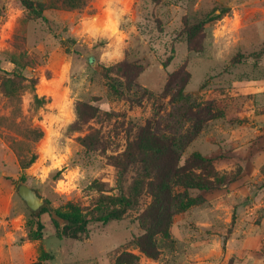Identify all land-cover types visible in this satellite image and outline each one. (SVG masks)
Listing matches in <instances>:
<instances>
[{
    "label": "rangeland",
    "instance_id": "374dc122",
    "mask_svg": "<svg viewBox=\"0 0 264 264\" xmlns=\"http://www.w3.org/2000/svg\"><path fill=\"white\" fill-rule=\"evenodd\" d=\"M0 10V81L13 70L2 60L13 46L33 61L23 74L36 80L33 89L24 82L26 89L12 101L0 93V264H27L40 249L51 256L44 264H117L120 254L133 256L132 264L141 259L155 264L160 257L156 264H228L230 258L233 264H264V140L259 138L264 130V0H86L78 10L44 11L50 30L24 17L16 0H0ZM184 19L189 24L206 20L203 52L197 56L186 48ZM62 27L74 37L72 46L58 36ZM215 38L222 39L221 46L211 41ZM124 60L140 68L128 89L117 68L107 70ZM181 65L190 73L187 86L181 95L176 88L163 92L167 74ZM78 102L99 112L81 130H72ZM209 104L216 108L209 115L220 117L211 123L222 121L215 130H228L229 147L217 139H198L181 162L192 151L204 155L221 149L219 155L233 164L229 171L217 168L218 174H233L237 168L242 174L234 185L189 189L204 203L173 217V244L161 248L157 259L131 243L140 234L136 219L151 200L139 164L130 165L120 183L129 196L131 183L142 182L134 206L121 220L90 222L81 240L57 238L50 214L31 212L16 193L23 177L50 210L72 201L89 219L101 195L121 191L113 159L125 150L135 127L184 136L192 130V115L206 116L200 109ZM29 130L42 136L29 146L36 160L20 170L10 143L24 140ZM92 131L98 132L100 145L87 151L78 138ZM93 181L104 183L105 191H96ZM31 214L43 224L46 238L18 243Z\"/></svg>",
    "mask_w": 264,
    "mask_h": 264
},
{
    "label": "trees",
    "instance_id": "16d2710c",
    "mask_svg": "<svg viewBox=\"0 0 264 264\" xmlns=\"http://www.w3.org/2000/svg\"><path fill=\"white\" fill-rule=\"evenodd\" d=\"M86 0H16V5L21 9L23 14L29 20H39L45 23L50 30L51 26L44 17L43 12L46 10H78L85 6ZM0 10V15H1ZM217 19V16L211 20ZM187 19L183 20V35L184 42L188 52L196 55L203 52L204 35L203 27L206 23L204 19H197L193 23H188ZM58 36L61 37L63 44L72 46L75 42L74 37L67 32L66 27H62L58 31ZM2 57V54H1ZM4 61L13 65V70L5 73L0 81V93L9 101L18 97L24 91L27 85L24 82L30 83V88L33 89L36 84L34 78H26L23 72L34 65L23 49L13 46L9 52H4ZM1 61V60H0ZM116 69V73L121 74L125 78V88L128 89L134 81L137 74L140 73V68L127 63L125 60L116 64V66L108 68ZM190 79V73L186 71V67L181 65L174 72L167 74V79L164 85L163 92H168L170 88H176L177 94L181 95L182 90L187 86ZM29 85V84H28ZM120 86V84H118ZM114 86H112L113 88ZM37 103L41 100L35 98ZM217 107V106H216ZM206 108H201L203 113L202 118L198 114H193L194 123L192 130L180 137L172 135H159L152 133L150 130L138 126L135 127L133 137L127 140L125 150L119 158L113 159V165L119 174L118 185L120 192L117 196L101 195L92 205V211L89 213L88 219L81 207L72 201H67L61 210L55 209V213L63 222L58 225L56 221L51 219L57 238L67 237L75 240H81L82 234L86 233V226L90 222L106 224L111 220H121L124 212L131 209L136 201L141 189L142 182L134 180L130 186V195L124 196L120 186L121 177L126 172L127 168L132 164H139L145 176L148 178L147 190L151 196L150 203L143 210L142 214L136 219L137 227L140 234L131 238V243L139 249L146 257L157 259L160 255L161 248L171 247L173 240L170 235V227L173 217L189 207L204 203L201 195L190 196L189 189L206 192L210 189H217L224 185L233 183L238 179L242 171L237 168L233 174L229 172H221L218 174L217 168L226 169L232 166V158L225 155H217L211 158H205L197 151L187 153L181 162V156L187 150L191 142L199 137L201 131L205 128L204 125L210 120H216L219 116L209 115V111H216L215 106L209 104ZM99 110L85 102L75 104V120L71 124L72 130H81L90 119L95 118ZM208 114V116H207ZM220 118V117H219ZM42 136L39 130H29L24 134V140H12L10 148L15 152L18 167L20 170L28 168L35 160V154H29V146L36 142ZM259 138L264 140V130L261 131ZM79 143L87 151L94 150L100 145L99 134L97 131H92L85 136L78 138ZM25 145V146H24ZM221 158L229 160L219 162ZM235 166V165H234ZM54 179H58L56 176ZM21 180L26 183L24 178ZM91 186L98 192L105 191V184L93 181ZM182 191L174 192V189ZM48 203L49 200L45 199ZM49 213L47 208L41 207L37 213ZM27 229L23 236L17 238L18 243L25 241H41L46 238L45 228L43 224L30 215L27 221ZM125 256L132 257V261H127ZM51 258L46 252L40 249L37 258L27 264H44ZM135 258L128 254H120L116 258L117 264H132ZM234 259L230 258L228 264H233Z\"/></svg>",
    "mask_w": 264,
    "mask_h": 264
},
{
    "label": "crops",
    "instance_id": "0c3cea01",
    "mask_svg": "<svg viewBox=\"0 0 264 264\" xmlns=\"http://www.w3.org/2000/svg\"><path fill=\"white\" fill-rule=\"evenodd\" d=\"M211 41L213 42V43H216V45L217 46H221V42H222V39H220V38H215V39H211ZM197 56V55H196ZM259 119H261V120H263L262 118H260V117H258ZM258 121V120H257ZM212 121L210 120V121H208L207 122V129H206V126H205V129H203L202 131H201V133L199 134V137L196 139V140H200L201 142H203V141H213V140H216L217 139V141L216 142H218L219 143V141H222L221 143L223 144V142H224V144L226 143L227 144V146L229 147V145H228V142H227V140H230V136H229V133H228V130L224 127V129H226V130H221V129H219L220 131H218V130H215L218 126H219V123L220 122H222V121H220V120H217L216 121V123H211ZM216 124H218V125H216ZM222 124V123H221ZM226 124V123H225ZM224 126H226V125H224ZM227 126H230L229 124H227ZM221 127V126H220ZM231 127H235V125H232ZM222 128V127H221ZM232 134L234 133V132H231ZM196 140H194V141H196ZM211 143H215V141H213V142H211ZM223 144V145H224ZM222 151L223 150H221V149H219V151H217V150H215V151H213V152H208L207 150L205 151V154L203 155V154H201L200 152H198V153H200L203 157H205V158H211V157H213L214 156V154H216V155H219L220 153H222ZM193 152V151H192ZM210 153V154H209ZM228 171H229V169H230V167H228V168H226ZM242 174V173H241ZM240 177V176H239ZM239 177H238V179L236 180V181H234L233 183H230L229 185H234V184H236V182L239 180ZM225 186V185H224ZM224 186H222V187H224ZM221 188V187H220ZM161 260V257L160 258H158L157 260H154V263L156 264L158 261H160ZM179 261V260H178ZM144 262V260L143 259H141V264Z\"/></svg>",
    "mask_w": 264,
    "mask_h": 264
},
{
    "label": "water",
    "instance_id": "95a60500",
    "mask_svg": "<svg viewBox=\"0 0 264 264\" xmlns=\"http://www.w3.org/2000/svg\"><path fill=\"white\" fill-rule=\"evenodd\" d=\"M16 193L25 206L33 213H37L41 207L47 208L44 199L24 182H19L16 188ZM47 210L49 211L51 219L56 221L58 225H61L63 220L56 215L55 211L50 210L49 208H47Z\"/></svg>",
    "mask_w": 264,
    "mask_h": 264
}]
</instances>
